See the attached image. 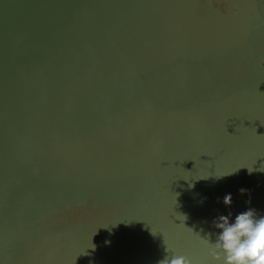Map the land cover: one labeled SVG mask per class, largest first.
I'll use <instances>...</instances> for the list:
<instances>
[{"label":"water","instance_id":"water-1","mask_svg":"<svg viewBox=\"0 0 264 264\" xmlns=\"http://www.w3.org/2000/svg\"><path fill=\"white\" fill-rule=\"evenodd\" d=\"M248 208L264 0H0V264H213Z\"/></svg>","mask_w":264,"mask_h":264},{"label":"clouds","instance_id":"clouds-1","mask_svg":"<svg viewBox=\"0 0 264 264\" xmlns=\"http://www.w3.org/2000/svg\"><path fill=\"white\" fill-rule=\"evenodd\" d=\"M246 191L239 190L241 195ZM222 202L231 207L232 194H226ZM182 217L183 220L187 218ZM212 226L218 230L214 242L211 232L204 237L196 234L205 245L213 264H264V214L258 213L255 208H248L234 216L229 212L213 220ZM166 252L170 253L168 247ZM158 264H196V261L187 255L172 253L166 255Z\"/></svg>","mask_w":264,"mask_h":264}]
</instances>
